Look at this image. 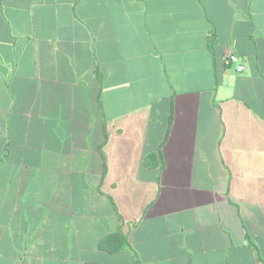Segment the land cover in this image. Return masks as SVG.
<instances>
[{
    "label": "crops",
    "instance_id": "obj_1",
    "mask_svg": "<svg viewBox=\"0 0 264 264\" xmlns=\"http://www.w3.org/2000/svg\"><path fill=\"white\" fill-rule=\"evenodd\" d=\"M0 264H264V0H0Z\"/></svg>",
    "mask_w": 264,
    "mask_h": 264
},
{
    "label": "built area",
    "instance_id": "obj_2",
    "mask_svg": "<svg viewBox=\"0 0 264 264\" xmlns=\"http://www.w3.org/2000/svg\"><path fill=\"white\" fill-rule=\"evenodd\" d=\"M223 60L228 65L236 66V69H235L236 72H238V73L243 72L244 68H243V66L238 65L237 57L235 56V54L233 53L232 50L226 49L224 51Z\"/></svg>",
    "mask_w": 264,
    "mask_h": 264
},
{
    "label": "trees",
    "instance_id": "obj_3",
    "mask_svg": "<svg viewBox=\"0 0 264 264\" xmlns=\"http://www.w3.org/2000/svg\"><path fill=\"white\" fill-rule=\"evenodd\" d=\"M120 239H122V238H120ZM252 247H253V249L256 251L255 246L252 245ZM257 258H258V260H261L260 257L257 256ZM260 262H261V261H260Z\"/></svg>",
    "mask_w": 264,
    "mask_h": 264
}]
</instances>
